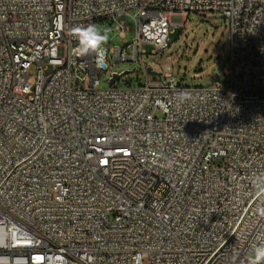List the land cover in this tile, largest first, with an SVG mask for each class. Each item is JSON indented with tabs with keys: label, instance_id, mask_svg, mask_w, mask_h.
Returning a JSON list of instances; mask_svg holds the SVG:
<instances>
[{
	"label": "built area",
	"instance_id": "built-area-1",
	"mask_svg": "<svg viewBox=\"0 0 264 264\" xmlns=\"http://www.w3.org/2000/svg\"><path fill=\"white\" fill-rule=\"evenodd\" d=\"M215 12L226 86L148 71L189 14ZM123 15L132 42L77 53L90 24L124 37ZM107 58L144 83L117 86L130 71ZM102 71L120 78L102 88ZM260 244L264 0H0V264H249Z\"/></svg>",
	"mask_w": 264,
	"mask_h": 264
},
{
	"label": "rangeland",
	"instance_id": "rangeland-1",
	"mask_svg": "<svg viewBox=\"0 0 264 264\" xmlns=\"http://www.w3.org/2000/svg\"><path fill=\"white\" fill-rule=\"evenodd\" d=\"M120 19L129 26L124 37H121L115 25L109 21L97 24L98 28L107 32L108 38L104 44L108 48L117 44L125 46L132 42L136 34V23L131 16L123 15ZM146 48L151 52L152 47L146 46ZM228 52V29L223 15L219 12L207 15L192 13L188 15L182 28L171 33L169 45L164 52L157 55H145L144 59L148 66L157 72L161 71V63H169L174 73H170L168 76L174 75L184 86H206L215 83L226 86ZM167 56L173 58L166 60ZM107 61L110 71H130L122 76L117 86H138L144 83L145 77L140 65L115 61L110 58H107ZM110 71H102L100 76L102 88H107L110 85ZM29 73V81L34 84L36 68L32 67Z\"/></svg>",
	"mask_w": 264,
	"mask_h": 264
},
{
	"label": "clouds",
	"instance_id": "clouds-1",
	"mask_svg": "<svg viewBox=\"0 0 264 264\" xmlns=\"http://www.w3.org/2000/svg\"><path fill=\"white\" fill-rule=\"evenodd\" d=\"M77 53L81 56L90 52H101V45L107 42V32L102 31L98 26L90 24L78 30ZM254 256L250 257L249 264H261L264 262V244L253 249Z\"/></svg>",
	"mask_w": 264,
	"mask_h": 264
},
{
	"label": "water",
	"instance_id": "water-1",
	"mask_svg": "<svg viewBox=\"0 0 264 264\" xmlns=\"http://www.w3.org/2000/svg\"><path fill=\"white\" fill-rule=\"evenodd\" d=\"M147 69H148V71H149L151 74H153V75H156V74H158V72H157V71H155V70H153L151 66H149ZM127 72H128V71H127ZM119 78H120V76H119V75H115L114 79H113V80H111L109 84H110V85H113V84H114V82H115L116 80H118Z\"/></svg>",
	"mask_w": 264,
	"mask_h": 264
},
{
	"label": "trees",
	"instance_id": "trees-1",
	"mask_svg": "<svg viewBox=\"0 0 264 264\" xmlns=\"http://www.w3.org/2000/svg\"><path fill=\"white\" fill-rule=\"evenodd\" d=\"M181 30V29H180Z\"/></svg>",
	"mask_w": 264,
	"mask_h": 264
}]
</instances>
